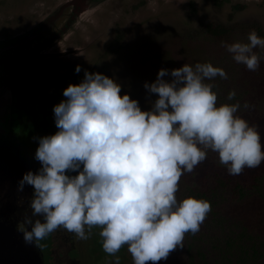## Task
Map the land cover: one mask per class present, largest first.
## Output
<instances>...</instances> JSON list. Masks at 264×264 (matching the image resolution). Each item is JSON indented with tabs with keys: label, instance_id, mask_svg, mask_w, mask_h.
I'll use <instances>...</instances> for the list:
<instances>
[{
	"label": "clouds",
	"instance_id": "9594fccd",
	"mask_svg": "<svg viewBox=\"0 0 264 264\" xmlns=\"http://www.w3.org/2000/svg\"><path fill=\"white\" fill-rule=\"evenodd\" d=\"M222 46L255 71L261 57L254 49L264 48V37L252 30L247 42ZM217 76L227 79L211 62L161 68L154 82L144 84L156 94L145 110L129 93L121 95L113 78L85 70L53 108L58 130L38 139L35 159L41 167L19 181L21 191L33 186L25 240L40 241L58 228L87 240L99 228L103 251L114 257L111 264H120L117 253L125 246L133 264H157L183 248L185 234L200 230L211 206L202 198L178 199L182 175L209 150L229 175L264 163L261 134L237 115L239 101L217 103L207 82ZM235 96L231 90L227 99Z\"/></svg>",
	"mask_w": 264,
	"mask_h": 264
},
{
	"label": "rangeland",
	"instance_id": "374dc122",
	"mask_svg": "<svg viewBox=\"0 0 264 264\" xmlns=\"http://www.w3.org/2000/svg\"><path fill=\"white\" fill-rule=\"evenodd\" d=\"M47 17H57L53 23L50 21L49 29L41 36L45 43L48 37L50 44L54 43V32L57 33L59 40L55 43L60 42L59 48L56 44L52 51L55 55H51L54 59H49L48 63L61 62L56 65L59 75L52 76L49 83L42 86L36 76L25 80L27 67L20 60L9 59L1 63V76L14 79L18 86L16 99L21 101L12 102L10 86L1 91L5 94L0 100V119L4 128L9 127L12 117L16 130L23 131L21 128L26 126L31 133L36 132L38 119L34 120L29 111L26 113L22 103V96L28 93V104L34 106V100L37 102V116L49 128L47 134H54L58 129L53 108L66 99L63 91L69 84H79L83 80L85 70L113 78L122 86L121 95L129 93L146 110L150 108L148 101L155 100L156 94L149 93L144 84L154 82L161 68L171 70L185 63L211 62L227 73V79L217 76L207 81L217 93V103L239 101L241 107L237 115L256 126L264 145V48L254 49L261 60L259 67L250 71L235 62L222 46V42H247L252 30L264 37V0H0V47H7V42L12 46L17 42L19 48L23 47L26 35L35 32L31 37H37L36 28ZM217 25L231 31L222 37L214 36L208 28L213 30ZM41 36L26 47L39 49ZM14 50L11 47L4 56L12 55ZM61 50L70 55L59 57L56 53ZM65 63L66 69L62 67ZM77 65L81 67L79 73L75 70ZM31 69L40 71L34 65L28 66V71ZM51 69L57 71L54 67ZM165 79L172 77L169 75ZM23 83L26 87L21 89ZM231 90H235L236 96L229 101L227 96ZM245 103L250 107L244 108ZM251 174L262 179L264 189V163L256 168H245L239 175H229L226 167L219 163L218 155L209 150L203 162L192 172L182 175L177 197H194L192 193L213 189L216 176L224 181L249 182ZM231 193L232 190H219L200 230L195 234L186 233L183 248L178 246L167 260L157 264H220V249L227 238L240 233L241 226L252 227L264 214L262 196L250 194L246 202L233 204ZM98 233L99 228H93L87 240L77 238V255H74L81 264H111L113 261L114 257L103 251ZM259 234L261 237L251 236L262 243L264 234ZM37 243L45 264H66L64 255L69 245L56 240L55 232ZM117 255L120 264H133L127 246ZM248 264H264V260L249 261Z\"/></svg>",
	"mask_w": 264,
	"mask_h": 264
},
{
	"label": "flooded vegetation",
	"instance_id": "af4514ba",
	"mask_svg": "<svg viewBox=\"0 0 264 264\" xmlns=\"http://www.w3.org/2000/svg\"><path fill=\"white\" fill-rule=\"evenodd\" d=\"M78 4V3H77ZM88 11V10H87ZM51 17V16H49ZM57 17H52V18H46L41 24L40 26H38L37 32H36V36L35 38H32L31 35L34 34L35 32H33L31 34V32H29L26 35L25 40L22 43H26L29 44V42H31L33 39H38L39 36H41V34H43L44 32H46L49 28H48V24L54 22V20H56ZM72 24V23H71ZM219 25H217L218 27ZM216 28V27H215ZM56 29V27H55ZM224 29L231 31L230 28H225ZM54 38L55 40L58 39L57 37V33L54 32ZM50 43L48 42V37L45 43V40L42 39L41 36V42L40 44L42 45L41 47L39 46V49H35L33 50L30 47H26V44L23 47H18V43L16 42V44H14L13 46L10 44V42H7V47L5 48H1L0 47V64L5 62L6 60H20V62L22 64H24L27 69H26V78L25 80L29 79V77H35L37 78V82L39 83V85H46V83H49V79L52 76H57L59 75L58 70L59 68L56 65H60L61 62L58 64L57 62L55 64H49L48 61L49 59H54V56L51 57V55H55L54 51V47L57 44V46L60 44V42L58 43ZM59 40V39H58ZM57 40V41H58ZM21 41V40H20ZM56 41V42H57ZM45 43V46H43V44ZM10 47V48H8ZM12 48H15L14 53L8 57H5L4 54L7 51H10ZM59 48V46L57 47ZM18 49V50H16ZM35 51V52H34ZM70 53H74V52H70ZM56 55H59V57H66L69 56L70 54H66V50H61L58 53H56ZM99 60V59H98ZM105 60V58H104ZM100 62H101V58H100ZM37 63V64H35ZM40 63H44V66H40ZM104 64V63H103ZM102 64V65H103ZM30 65H34V68L40 70V71H34L33 69L28 71V66ZM101 65V64H100ZM52 67L56 68L57 71H52ZM62 67H64L65 69L67 68V65L65 63V65L63 64ZM65 69L64 72L62 74L65 73ZM3 73V72H2ZM20 79H23V77L21 76ZM27 79V81H28ZM34 81V78H33ZM24 87H20L21 89H24L26 87L25 83ZM10 86L11 88V97H13L12 102L15 100L16 102H21L19 99L17 98V90H18V86L16 87L15 83H14V79L13 78H3L1 76V72H0V100L2 99V96L5 95L4 92L2 93V90H6L7 87ZM26 92H27V88H26ZM29 92V91H28ZM13 93V95H12ZM34 97V95H33ZM23 98V102L24 103V107L26 110V113L29 111L32 116L33 119L36 120L38 119V123H36V132L31 133V131L28 130V127L23 126L21 129L23 131H18L15 129V126H13V118L11 117V121H10V125L9 127L4 128L2 125V120L0 119V146L4 147L7 145L11 146L10 149L7 152H4L3 156H6V163L4 162L3 167H6V169H9L12 172V166L9 165L12 161V163L14 162V173H16L17 175V179L18 182L22 179L23 175L28 172L29 170L36 172L40 167L41 164L39 161H37L35 159V152L36 149L38 147V139L39 137L45 136V135H50L51 133L47 134L46 130L49 129L47 127H45V125L42 124V122L39 120V117L37 116V111H36V106H37V102H35L34 98V106L28 104V93L24 96H22ZM12 105V104H11ZM33 106V107H32ZM33 108V111L30 110V108ZM29 120V119H28ZM29 122V121H28ZM15 130L19 133H16ZM57 130V129H56ZM30 132V133H29ZM0 152L4 151L2 148H0ZM18 159L20 160L21 164H20V168H18L17 165H15V162H18ZM7 161H10V163H8ZM8 163V164H7ZM19 184V183H18ZM12 192L10 193L9 197H15L16 204L18 205V209H15V211H13L15 214V218L19 219L20 222H18V228L21 231H25L27 229V227L29 225H27L25 223L26 218L31 216V209L29 208V203L30 200L32 198L33 195V186L31 185H27L25 184L23 190L21 191L18 187L15 188V190H11ZM13 194V195H12ZM37 217H32L33 220H35ZM31 226V225H30ZM55 232V238L56 240L59 239L61 240V242L64 245H69V249L67 250L66 254L64 255L65 258V262L66 264H81V262L75 259V255H77V237L73 234L70 233L68 231H66L63 228H58L57 230L54 231ZM72 253L74 256H72Z\"/></svg>",
	"mask_w": 264,
	"mask_h": 264
},
{
	"label": "trees",
	"instance_id": "16d2710c",
	"mask_svg": "<svg viewBox=\"0 0 264 264\" xmlns=\"http://www.w3.org/2000/svg\"><path fill=\"white\" fill-rule=\"evenodd\" d=\"M208 30L217 37H222L227 33V30L224 29L223 26H218L213 30H211V27H209ZM248 179H250L249 182H246L244 180L230 182L229 180L224 181L220 177L216 176L213 179L215 182V186L213 189H209L208 191L204 192H196L195 195L194 193H192V195L196 198H202L209 201L211 207L213 205V198L216 197V194L219 190H232L231 194L233 198V204L242 203L244 201L246 202L249 199L250 194H258L259 196H262L264 198L262 179L253 177L252 174L248 176ZM262 216H259L260 218L252 227L247 226L246 228L244 226H241L239 227V229L241 230L240 233H235V236L227 238L220 249V264H248L249 261L257 262L260 259L264 260V240H262V243H258L257 241H254L253 237L251 236L256 235L258 237H261L259 232L264 234L263 213Z\"/></svg>",
	"mask_w": 264,
	"mask_h": 264
},
{
	"label": "water",
	"instance_id": "95a60500",
	"mask_svg": "<svg viewBox=\"0 0 264 264\" xmlns=\"http://www.w3.org/2000/svg\"><path fill=\"white\" fill-rule=\"evenodd\" d=\"M10 147L7 144L5 148L0 146L4 150L0 152V264H45L38 243L25 240L24 231L18 228L20 220L13 214V211L18 209L17 200L9 195L12 189L18 187V177L14 173V162L7 161L12 166V172L3 167L6 156H9H3L4 152ZM20 164L18 159L15 165L20 168ZM26 230H31V226L29 225Z\"/></svg>",
	"mask_w": 264,
	"mask_h": 264
}]
</instances>
